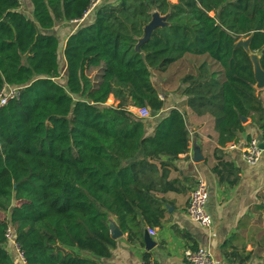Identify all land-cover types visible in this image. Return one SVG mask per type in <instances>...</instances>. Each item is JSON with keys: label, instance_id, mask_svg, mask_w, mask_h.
<instances>
[{"label": "trees", "instance_id": "1", "mask_svg": "<svg viewBox=\"0 0 264 264\" xmlns=\"http://www.w3.org/2000/svg\"><path fill=\"white\" fill-rule=\"evenodd\" d=\"M91 1L28 0L27 15L21 0H0V90L22 87L0 108V264H21L8 226L25 264H102L118 245L112 217L131 245L144 243L145 227L177 206L167 194L190 191L172 176L191 141L185 112L162 96L174 77L178 97L214 118L220 183L239 182L224 148L246 131L242 118L264 132V89L236 46L253 35L264 69V0H101L92 21L58 34ZM155 12L166 24L139 44Z\"/></svg>", "mask_w": 264, "mask_h": 264}, {"label": "crops", "instance_id": "2", "mask_svg": "<svg viewBox=\"0 0 264 264\" xmlns=\"http://www.w3.org/2000/svg\"><path fill=\"white\" fill-rule=\"evenodd\" d=\"M103 1L111 4L119 2ZM90 13L66 27L68 36L82 22L95 18L94 10ZM184 99L180 97L176 106L186 115L191 133L190 150L187 157L182 154L175 161L178 172L172 176L180 174L189 178L190 191L187 194H167L177 200V206L167 207L160 225L145 227L143 244L131 245L127 234L120 232L116 237L118 245L111 256L97 257L102 264H141L145 260H154L159 264H183L184 250L198 247L208 249L218 264H264V153L255 165L246 163L241 153L249 136L259 137L263 132L248 120L246 131L240 135L238 143L234 147L230 143L224 148L227 157L240 168L239 182L228 187L227 183H220L213 171V150L218 137L214 118L209 114L196 115ZM110 100L113 101L112 98ZM149 131L152 129L149 128ZM200 178L208 183L207 211L213 220L210 228L202 227L186 212L190 192ZM111 225L114 230H120L114 217L111 218ZM150 229H155L156 234L152 235Z\"/></svg>", "mask_w": 264, "mask_h": 264}, {"label": "built area", "instance_id": "3", "mask_svg": "<svg viewBox=\"0 0 264 264\" xmlns=\"http://www.w3.org/2000/svg\"><path fill=\"white\" fill-rule=\"evenodd\" d=\"M100 0H92L91 4L84 14L87 16L92 10L96 8ZM83 17V18H84ZM82 18V19H83ZM80 19V20H82ZM79 21V20H76ZM22 87L5 84L0 90V108L7 105L11 100L18 99L21 96ZM131 110L142 118H148L151 114L147 107H131ZM236 143H232L231 146L234 147ZM243 160L250 164H257L264 150L259 146V140L257 137H253L241 148ZM209 197L208 183L206 180L200 178L197 179L195 185L193 186L186 212L188 216L196 221L199 225L204 228H210L213 224L211 215L207 211V202ZM152 235L156 234L155 229H150ZM6 244L16 255L17 259L21 264H25V257L23 251L20 248L19 243L16 241L14 231L12 226H8L6 234ZM141 264H159L154 260H145ZM183 264H218L212 253L203 247H198L196 249L187 248L184 250ZM253 264V263H249Z\"/></svg>", "mask_w": 264, "mask_h": 264}, {"label": "water", "instance_id": "4", "mask_svg": "<svg viewBox=\"0 0 264 264\" xmlns=\"http://www.w3.org/2000/svg\"><path fill=\"white\" fill-rule=\"evenodd\" d=\"M166 18L167 16H162L159 14V12H155L153 14V18L151 22L145 26V35L142 39H140L139 44L147 40L152 35L153 31L157 27L164 26L166 24L165 22ZM252 37L253 35L249 36L246 39L240 40L236 46L237 47L242 46L245 48L247 52L250 53L253 66H254V74H255L256 81H257L256 87L259 89H264V69L262 68L261 63H260V56L257 53H252L250 50V43H251ZM139 44L137 45V48L139 47ZM242 120L244 123L248 121L246 117H243ZM257 139L259 140V146L264 150V132L259 137H257ZM195 160H197L196 157H195ZM111 229H112V234L115 238L118 235H120V232H121L120 230L119 231L114 230L112 225H111Z\"/></svg>", "mask_w": 264, "mask_h": 264}, {"label": "rangeland", "instance_id": "5", "mask_svg": "<svg viewBox=\"0 0 264 264\" xmlns=\"http://www.w3.org/2000/svg\"><path fill=\"white\" fill-rule=\"evenodd\" d=\"M22 3H23V6H22V10L25 14L29 15L30 13V7H29V4H28V0H21ZM173 1H176V0H173ZM66 27H68V25L66 24H60L58 25L57 27V31H58V34H60L61 36L64 37V39L68 36V32H66ZM177 65L174 64L171 66V69L174 68L175 66ZM174 70V69H173ZM181 74V71H179V75ZM156 78V77H155ZM156 80L161 84L164 80L160 79V78H156ZM177 82H179L177 80L176 77H174L172 80H171V84L167 85H163V88L166 90V93L162 96H166L167 97V100L168 102L171 104V105H174V104H178V100L180 99L178 97V93L175 92V86L177 84ZM113 101H108V104H112ZM148 120L151 121L153 120L152 118V114H150V116L148 117Z\"/></svg>", "mask_w": 264, "mask_h": 264}]
</instances>
